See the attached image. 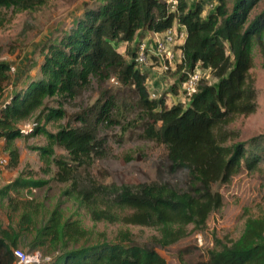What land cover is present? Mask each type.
<instances>
[{
	"label": "trees",
	"instance_id": "trees-1",
	"mask_svg": "<svg viewBox=\"0 0 264 264\" xmlns=\"http://www.w3.org/2000/svg\"><path fill=\"white\" fill-rule=\"evenodd\" d=\"M259 1L213 0L207 13L198 1L179 0L174 13L164 0L88 3L66 31L41 46L37 73L21 85L12 78L15 68L11 72L12 66L0 60L5 169L20 164L17 140L42 135L45 145L33 150L44 164L40 172L48 176L44 181L36 179L35 171L23 170L0 187L5 213V221L0 220V264H15L16 248L31 252L44 245L53 254L44 264H167L157 250L168 248L178 249L175 256L181 264H189L185 255L197 249L203 255L198 264H264L263 212L246 216L239 236L226 243L213 238L211 247L202 248L188 240L222 205L214 186L244 169L259 172L264 187V133L240 141L231 128L238 117L257 108L249 69L253 43L264 59V8L251 14ZM46 2L0 0V10L27 13ZM175 22L185 27L186 38L177 52L180 57L162 76L177 78L171 89L175 92L195 67L208 78L200 79L186 103L167 105L166 93L160 95L153 86L158 97L151 98L147 87L158 71L138 69L134 58L140 37L163 32ZM121 43L126 45L123 54L115 47ZM108 81L119 85L122 101L134 112L135 139L164 148L161 156L149 160L151 180L102 183L92 173L94 165L110 158L102 128L116 123L113 112L119 99L104 87ZM93 94L97 97L91 100ZM29 121L33 125L23 130ZM55 149L63 153L56 155ZM49 180L66 185L61 196L72 199L93 222L120 221L157 234L141 244L128 231L114 240L89 242L76 220L62 219L59 204L47 219L38 218L42 205L20 194Z\"/></svg>",
	"mask_w": 264,
	"mask_h": 264
},
{
	"label": "rangeland",
	"instance_id": "rangeland-1",
	"mask_svg": "<svg viewBox=\"0 0 264 264\" xmlns=\"http://www.w3.org/2000/svg\"><path fill=\"white\" fill-rule=\"evenodd\" d=\"M99 1L102 0H47L40 8L27 13L0 10V60L8 62L15 68L12 78L16 86L21 85L25 78L32 77L37 73L38 63L41 58V46L66 31L82 12L84 5L88 3L97 4ZM186 1L188 4L196 1L202 2L204 13H207L210 10L208 5L213 0ZM263 8L264 0H260L258 5L252 8L251 14ZM28 24L30 29L28 28L23 33V29ZM115 47L120 53L123 54L125 52V44H115ZM251 56L252 65L249 72L255 81L257 108L253 114L240 116L231 124V128L238 132L240 141L264 133V59L259 54L255 43L252 45ZM170 76H173V74H170ZM94 87L98 89L97 85ZM104 87L119 99V103L113 112V118L116 123L108 128H102V133L107 137L108 152L110 153L109 161L101 166L94 165L92 173L102 183H109L112 180H122L131 183L153 179L154 171L150 166L149 160L161 156L164 152L163 146L154 142L135 139L132 125L135 115L132 108L128 105L129 102L122 101L124 98L120 95L119 85L113 81H108L107 84H104ZM165 91H159V94L167 93ZM176 93L179 95L178 91H174L175 95ZM94 97H97V94H93L91 100ZM172 101L176 103L178 100L172 99ZM179 101L187 102V100L182 98L181 94L179 95ZM173 103H168V105ZM28 124H32L31 121L25 125ZM46 128L49 131L53 130L52 125H48ZM15 143L20 150V164L15 170H12L14 172L12 173L13 175L7 174L0 177V187L10 182L23 170L35 171L37 173L36 179L47 181L48 176L40 172L44 164L40 160L38 153L33 150L34 147L45 145L44 137L35 135L25 141L23 139L17 140ZM62 153L60 149H55L54 154L60 155ZM5 155L3 143L0 141V159L5 158ZM260 166L262 167V165ZM2 168L6 170L5 166ZM51 169H53V166H51ZM105 174L109 176H105ZM65 188L66 185L49 180V183L42 188L30 190L29 193L22 191L20 197H30L36 203L42 205L38 218L44 216L47 219L49 213L59 204V213L62 219L76 220L81 229L85 231L89 242L101 240L102 238L114 240L120 232L128 231L134 236L135 242L141 244L157 234L155 229L124 224L120 221L114 223L93 222L84 209L77 207L72 199L61 196V192ZM213 190L222 196V205L209 216L204 228L201 231L194 232L188 239L196 243L197 247H211L213 238L220 240L222 243L236 239L243 228L246 216H257L261 212L264 213V187L262 186L260 173L257 171L249 172L243 169L234 175L229 182L214 186ZM3 207V201H0V220L2 222L5 221ZM124 213L128 214V211L122 214ZM21 248L27 250V248ZM38 249L43 255L50 257L53 255L49 252L52 251L49 246L44 245ZM197 250L185 255L184 259L189 264H198L203 259L201 250ZM177 251V248L157 250L167 264H181L175 256Z\"/></svg>",
	"mask_w": 264,
	"mask_h": 264
},
{
	"label": "built area",
	"instance_id": "built-area-1",
	"mask_svg": "<svg viewBox=\"0 0 264 264\" xmlns=\"http://www.w3.org/2000/svg\"><path fill=\"white\" fill-rule=\"evenodd\" d=\"M164 1L169 13L176 12L179 0ZM185 38V27L176 22L172 27L163 32H155L151 35L146 34L137 42L136 56L134 58L136 67L140 70L151 68L152 70L158 71V74L161 76L166 74L174 66V61L180 57L177 52L183 45ZM11 72H14L13 67H11ZM202 78H208V73L198 67L188 71L185 74V79L179 84V91L182 98L189 101L191 96L196 92L198 83ZM147 87L150 92V97L157 98L158 92L150 81ZM28 127L26 125L23 130H26ZM6 163V158L0 159V165L2 167ZM13 255L16 260L15 264H44L51 259L50 256L43 255L39 250L27 252L21 248L14 249Z\"/></svg>",
	"mask_w": 264,
	"mask_h": 264
},
{
	"label": "crops",
	"instance_id": "crops-1",
	"mask_svg": "<svg viewBox=\"0 0 264 264\" xmlns=\"http://www.w3.org/2000/svg\"><path fill=\"white\" fill-rule=\"evenodd\" d=\"M139 38V37H138ZM177 82V78L176 77H173V76H170V73L167 74V75H164V76H160L158 75L157 73H154V76L152 78V86H155V88L158 90V91H164L166 90L165 92L166 93V104L168 105V103H173L175 101H172L173 100H178L179 101V89H178V94L176 93V95L174 94V90H171L172 89V86ZM166 88V89H164ZM179 88V86H178ZM178 98V99H177ZM0 177H3L7 174L11 175L12 173H14L12 170V172H9L8 170H3L2 167H0ZM15 170V169H14ZM13 175V174H12Z\"/></svg>",
	"mask_w": 264,
	"mask_h": 264
}]
</instances>
